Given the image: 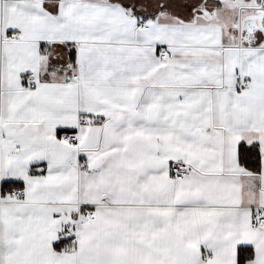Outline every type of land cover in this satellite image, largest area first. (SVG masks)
Returning <instances> with one entry per match:
<instances>
[{"label": "snow or ice", "instance_id": "1", "mask_svg": "<svg viewBox=\"0 0 264 264\" xmlns=\"http://www.w3.org/2000/svg\"><path fill=\"white\" fill-rule=\"evenodd\" d=\"M0 264H264V0H0Z\"/></svg>", "mask_w": 264, "mask_h": 264}]
</instances>
